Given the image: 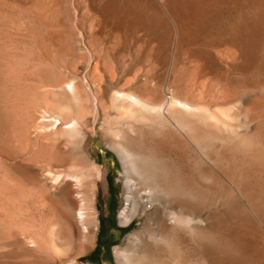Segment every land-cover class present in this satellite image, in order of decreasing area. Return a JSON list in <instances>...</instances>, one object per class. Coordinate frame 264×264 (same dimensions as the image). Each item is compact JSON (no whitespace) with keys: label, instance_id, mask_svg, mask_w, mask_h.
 <instances>
[{"label":"rangeland","instance_id":"rangeland-1","mask_svg":"<svg viewBox=\"0 0 264 264\" xmlns=\"http://www.w3.org/2000/svg\"><path fill=\"white\" fill-rule=\"evenodd\" d=\"M111 1L108 6L101 2V6L93 9L87 5L88 0H0V202L5 192L8 194L11 192L26 215L35 221L43 236L51 237L50 233L56 234V231L67 236L68 233L65 232H69L67 226L69 224L60 215V210H66L65 212L74 218L76 209L69 210L68 207L62 206L65 204L55 196L57 195L55 187L73 165L75 169L79 168L78 171H74L79 178L68 175L73 182L77 181L76 179L78 182L81 181V177L85 182H95L94 189L91 182L87 184L81 181L87 187L83 185L80 187L86 192L92 189L94 191L97 226L95 229L88 226L92 230V236L86 238L82 226L78 224L79 231L74 236L76 242L74 241L71 249L69 247L70 250L67 249L69 253H65L67 256L77 255V262L70 263L69 259H65L55 262L56 264H62L64 261L63 264L68 262L118 264L114 247L130 248L127 237L138 229L143 221L140 215L133 217L127 225L119 222V212L125 203V176L122 175L123 166L119 156L107 143L113 138V129L119 127L113 118L114 115L117 117L121 114L123 119L131 121L133 118L129 117L128 113H119L120 110L116 111L117 109L111 107L108 92L112 86L121 88L124 79L129 76V80L138 78V87L140 86L136 91L138 94L150 98L157 92L159 99H162L161 96L164 94L162 97L166 98V104L170 102L169 95L199 105L201 101H206V98L209 101V94L212 97L216 93L214 98H221L219 94H223L225 98L228 96V100H233L237 104L239 102L242 116L264 114V94L258 90L264 89V0H165L162 7L151 0ZM103 8H107L109 13L105 18L98 13L99 9ZM179 13L183 20L178 22V25L184 29L182 35L186 39L181 43L175 38L172 31L174 24L169 18V15L176 17ZM70 75L71 77L73 75L74 79L71 80ZM69 77L73 84L78 80L91 86L95 83L93 87L97 90L93 100L95 103L92 98H88L89 100L83 102L86 107L82 105L86 110L83 111L85 114L81 113L82 108L81 112L78 111L82 132H79L81 136L72 134L75 138L67 132L60 133V129L61 131L64 129L58 121L52 124L55 126L48 124L47 120V123L44 121L47 118L45 114L47 116L50 114L49 118L53 116L54 119L55 115L57 117L59 114L57 109L64 105L68 107L66 106V109L63 107L65 110L62 109V113L60 112L62 115L70 114L71 111L70 117L72 114L73 117L77 115L75 113L79 102L76 104L70 96L62 94L58 87L63 82H68ZM56 100L61 101V104ZM235 102L229 105L232 104L235 108L238 106H235ZM229 105L223 104L221 108L226 109ZM237 109L239 111V106ZM66 110L67 112H64ZM103 112H108L109 115L106 123L110 126L116 124V127L110 129L109 124L106 125L103 121ZM39 117L45 118L43 121L46 127L44 124L39 125L41 123L39 120L42 121V118L38 120ZM149 122L156 126L152 125L153 123L149 125ZM149 122L144 124L141 132L142 141L146 146L156 144L155 147L157 145L172 149L177 147V142L173 143L174 138L177 137L175 139L177 141L179 137L176 135L179 132L175 127L171 124L158 126L153 120ZM197 127L193 128L196 130L195 136L204 128L200 125L202 128L198 130ZM250 130L256 132L255 123L250 126ZM63 134H66L65 139L60 138ZM196 139L193 141L194 145L201 143ZM52 140H57L58 146H55L56 143ZM58 141L61 142L58 144ZM237 154L241 158L242 151ZM81 165L84 166L78 167ZM30 168L38 172L37 182L35 179L32 182L27 180ZM74 168L69 174L75 170ZM44 171L53 172V174L49 172L51 177L56 176L54 173L60 174L63 171L65 174H60L61 179L57 178L59 175L56 176V180L54 179L56 186L52 190L46 185L53 186L54 183L52 181L50 183L51 177ZM134 176V173L130 174L131 179H135ZM43 181L47 184L45 185ZM49 197L55 199V203ZM0 231L2 232L1 226ZM20 237L23 243L30 240L21 234Z\"/></svg>","mask_w":264,"mask_h":264},{"label":"bare ground","instance_id":"bare-ground-1","mask_svg":"<svg viewBox=\"0 0 264 264\" xmlns=\"http://www.w3.org/2000/svg\"><path fill=\"white\" fill-rule=\"evenodd\" d=\"M151 1L162 7L165 0ZM101 2H105V5L108 6L112 1L88 0L87 5H89L90 8L97 9L101 6ZM98 13L104 18L107 14H109L107 12V8L99 9ZM180 15V13L179 15H176V17L169 15V18L172 20V24H174L172 31H174L175 38L179 41L178 43L186 40L182 35L183 28L178 25V22H182L183 20ZM136 26H138V24ZM215 39L213 40L215 41ZM120 41L122 40L120 39ZM168 62L170 61L168 60ZM213 62L215 63V59H213ZM130 65L129 67H131ZM175 69H177V67ZM182 69H184V66ZM133 74L136 76L135 72ZM70 77L68 82H63V84H59L61 86L58 87L62 94L64 93L70 96V98L75 100L76 104L79 102V107H77L78 105H75L77 107V110L75 108L77 113H74L77 115L74 114L75 117H73L72 114L70 117L72 111L70 113L69 109L68 113L70 114L65 113L62 115V109L67 105H64L63 107L60 105L61 108H58L57 110L59 114H61L60 116H64L65 118L60 116L58 117L59 114H57L58 119L56 115L53 119V116L49 118L50 114L48 116L45 114L47 118H44V120L41 117V121L39 120L41 119L39 117L38 120L41 123H38L42 126L46 120L48 124L51 125L58 121V124L62 125V129H64V131L62 130L63 132L60 129V133L67 132L69 135H72L74 133L80 134L79 132H82L80 131L81 124L79 122L81 119H78V111L81 112L80 108H82L81 113L85 114L83 112L86 111L83 108L85 106L84 101L88 98H92V101L95 100V91L97 90L93 87L95 86V83L93 86L87 85L86 83L82 84L83 81L81 80L82 83L78 82L79 80L77 78L78 81L76 84H73L71 80L74 79L72 78L74 76L72 75L71 80ZM128 78L124 79L121 84V88H119L120 86L118 88L112 86L111 88L109 85V88L111 89L108 92V102L112 108L117 109L116 111L120 110L119 113H128V116L133 118V120L131 121L127 118L123 119L121 114L117 115V117L114 115L113 118L115 119V122H117V126H119L116 127L115 124L113 126L116 128H114L113 126H110L109 123H106L109 118V115L107 114L108 112H103V121L106 125L109 124L110 129L111 127L114 128L113 131L110 130L112 131L113 138L107 144L115 150L119 156L123 166L122 175L125 176V203L119 212V222L122 225H127L133 217H138L140 215L142 216L143 221L140 223L139 228L127 237L130 248H120V246L114 247V254L117 263L264 264V114H250L248 116H242L240 110L241 106L238 105L239 102L237 104V102L233 100H228V96H226V94V98L223 94H219L222 96L221 98H214L216 97V93L212 96L213 98L210 97L211 95L209 94V101H207L206 98V102L203 98L202 100L205 103L201 101L199 105L196 102V104L192 102L190 103V101L188 102L184 99L181 100L182 98L180 99L175 95H169L171 97L169 98L170 102L168 101L166 104V98L162 97L164 94L161 96L162 99H159L157 92L155 93L156 95L153 97H151V95L150 98L138 94L139 92H136L140 87H138L137 83L138 78H135L136 80L131 78L129 80ZM193 82L195 83V80ZM220 82L221 81L218 83L220 84ZM97 89L99 90V88ZM100 90H102V88H100ZM192 90H194V85ZM258 90H260L259 93L264 94V89ZM176 92L178 93V91ZM147 93L149 94L150 92ZM201 95L202 93L200 96ZM62 99L64 98H61V100ZM56 101H58V104H61V101ZM232 102H235V106H239V111L237 109L238 106L234 108L232 104V106L229 105ZM104 104H106V102ZM223 104H228V108L222 109L221 107ZM59 109L61 111H59ZM64 112H67V110ZM82 114H80L79 117H81ZM45 115L43 116L42 114L43 117H45ZM67 115L69 118H67ZM124 117L126 116L124 115ZM83 118L84 117L82 116V119ZM151 120L155 121L158 126L171 124L176 128V130H178L179 134L176 133V135L179 136L178 140H175L177 139L176 137L173 141V143L177 142L176 148L172 149L167 148L168 146L162 147L159 145L155 147L156 144L155 146L150 147L145 145L144 141H142L141 132L144 124ZM110 121L111 120H109V122ZM152 123L153 122H149V125ZM253 123H255L256 132L250 130V126ZM196 124H200L202 127L204 126V128L195 136V129L197 127ZM152 125L155 124L153 123ZM194 125L196 127H194ZM200 125L199 128L197 127L198 130L202 128ZM65 135L63 134L64 137L61 135L60 138L65 139ZM72 136L74 137V135ZM74 138L72 141H74ZM194 138H197L196 141H200L201 143L194 145ZM53 139H55V136ZM76 140L77 139H75V142ZM56 141L57 140L54 142L56 143ZM59 142L61 141H58V144ZM47 144L48 143H46V145ZM55 146H58L57 143ZM42 147L43 146L40 147L41 150ZM240 151H242L241 158H239L237 154V152L239 153ZM82 166L84 165L78 167ZM73 168L74 165L69 169L71 170ZM78 169L73 170L71 174H73L76 170L78 171ZM87 169H89L87 170L89 173L90 168L88 167ZM29 170L30 175L27 173V175H29L27 180L32 182L34 179L36 180L39 177V174L34 168H30ZM69 171H67L68 173L66 172V174L63 173L64 171L60 173L61 175L62 173L63 175L65 174V177L62 178V181L60 180L61 182H58L57 186L55 185V178L57 175H59L57 178H60V174L58 173H54L56 176H52V180L50 173L53 174V172L49 171V173L44 171L48 174L47 176L50 175L51 178L49 181L50 183H54L52 184L53 186H50L51 184L46 185L47 183L43 181V183L47 187H51V189L56 186L57 195L55 196L59 197L60 201L65 204V206L62 204L63 207H68L69 210L76 209V212L74 211V218L69 216V213L65 212L66 210H60V215H62L64 217V221L66 219L69 224L67 225L69 226V232H65L68 233L67 236H64V234H58L57 231L56 234H54V232L52 234L50 231L51 237H49L50 235L48 238L43 236L44 234H41L35 221L26 215L25 210L21 208L22 206L18 204L19 202L17 203L16 198L12 196L11 192L10 194L6 192L4 193V197L0 202V226L2 228V232L0 231V264H56L55 262L65 259H69L68 261H70V263L77 262V255L70 254L71 256H67L66 254L69 253L68 250L73 247L74 241L76 242L74 236L79 231L78 224L82 226V231L84 236H87L86 238L92 236V230H90L89 227L92 226V228L95 229L97 226V215L93 201V189L95 188L93 184H95V182L93 183V181H89L92 183L93 189L90 184V189L92 190L90 192H86L85 190H82L80 185L85 186L83 183H87L88 181L85 182L81 177V181L83 183H81V181L78 182V179H76V183L73 182L74 180H72L70 176L77 177L78 175H75V173L71 175L69 174ZM76 173L79 174V172ZM131 173H134L135 179L130 178ZM14 175L16 174L14 173ZM68 175L70 176L68 177ZM80 175L83 176L84 174ZM44 176L46 175L44 174ZM44 176L42 175V177ZM72 182L75 184L73 185ZM85 187H87V185ZM52 201L55 203V199H52ZM60 201L56 200V202ZM70 215L72 214L70 213ZM62 225L64 224L62 223ZM55 226L57 227V225ZM55 226L53 227L54 230ZM61 227L62 226H60V228ZM62 230L63 229H61V231ZM20 234L22 236L29 237V242L28 240H25V243H23V239L21 241ZM80 251L82 253V250ZM18 256L20 257L18 258ZM70 263L68 262L66 264Z\"/></svg>","mask_w":264,"mask_h":264}]
</instances>
